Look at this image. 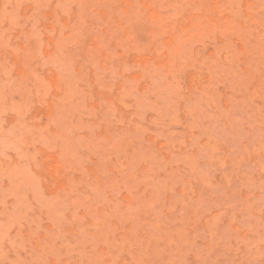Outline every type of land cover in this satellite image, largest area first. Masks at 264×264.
<instances>
[{
	"label": "rangeland",
	"instance_id": "374dc122",
	"mask_svg": "<svg viewBox=\"0 0 264 264\" xmlns=\"http://www.w3.org/2000/svg\"><path fill=\"white\" fill-rule=\"evenodd\" d=\"M0 264H264V0H0Z\"/></svg>",
	"mask_w": 264,
	"mask_h": 264
}]
</instances>
